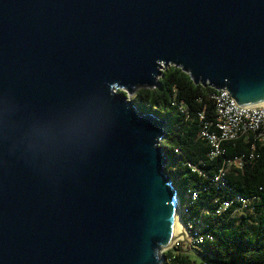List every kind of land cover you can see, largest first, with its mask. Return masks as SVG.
I'll return each mask as SVG.
<instances>
[{"label": "water", "instance_id": "1", "mask_svg": "<svg viewBox=\"0 0 264 264\" xmlns=\"http://www.w3.org/2000/svg\"><path fill=\"white\" fill-rule=\"evenodd\" d=\"M170 63L263 100L264 0H0V264H161L167 121L117 89Z\"/></svg>", "mask_w": 264, "mask_h": 264}, {"label": "trees", "instance_id": "2", "mask_svg": "<svg viewBox=\"0 0 264 264\" xmlns=\"http://www.w3.org/2000/svg\"><path fill=\"white\" fill-rule=\"evenodd\" d=\"M120 90L126 98L128 92L133 93L131 105L167 121L161 140L169 159L165 169L182 204L188 189L198 192L189 216L199 217L206 225L200 251L176 247L164 253L162 264H264V145L251 136L240 137L225 141L224 152L211 156V146L200 132L205 122L213 123L216 118L210 97L214 88L196 83L181 66H165L153 86ZM239 158L244 159L243 167L232 165L226 174L227 188L218 190L212 178L227 160ZM236 194L249 199L248 207L234 202L219 212L222 202ZM237 211H242L239 217Z\"/></svg>", "mask_w": 264, "mask_h": 264}, {"label": "built area", "instance_id": "3", "mask_svg": "<svg viewBox=\"0 0 264 264\" xmlns=\"http://www.w3.org/2000/svg\"><path fill=\"white\" fill-rule=\"evenodd\" d=\"M210 97L215 103L216 118L213 123H204L200 137L209 142L211 156L215 157L224 152L222 145L225 141L240 137L251 136L255 143L264 145V105H242L231 95L228 88H214ZM200 118L205 119L204 113H200ZM211 125L214 126L213 131L210 130ZM250 157L252 158L253 154ZM243 164L244 159L242 158L227 160L226 164L212 178L216 188L218 190L227 188L226 174L228 169L232 165L236 168H242ZM197 198L198 192L188 189L183 204L182 201L179 204V215L183 218L188 242L182 243L180 239H177L173 242L175 248L181 247L184 250L200 251L201 244L204 242L203 229L206 226L205 223L197 216H189L191 206ZM234 202L241 203V206L245 208L250 204L249 199L236 194L232 199L224 200L218 211H225ZM184 216L187 218L185 219Z\"/></svg>", "mask_w": 264, "mask_h": 264}, {"label": "bare ground", "instance_id": "4", "mask_svg": "<svg viewBox=\"0 0 264 264\" xmlns=\"http://www.w3.org/2000/svg\"><path fill=\"white\" fill-rule=\"evenodd\" d=\"M120 89H117V91H119ZM251 105H264V99L261 101H258L256 103H253ZM187 233L184 227V224L181 220V217L179 215V208L178 205L176 204V209H175V219H174V230H173V235H172V239L169 243V246L176 241L177 239H181V238H186Z\"/></svg>", "mask_w": 264, "mask_h": 264}, {"label": "rangeland", "instance_id": "5", "mask_svg": "<svg viewBox=\"0 0 264 264\" xmlns=\"http://www.w3.org/2000/svg\"><path fill=\"white\" fill-rule=\"evenodd\" d=\"M165 67V65L162 67V68H164ZM163 70V69H162ZM120 92L122 91V90H119ZM118 91V92H119ZM128 98H127V100L128 101H131V98H132V96H133V93L132 92H128ZM174 163V162H173ZM241 213H242V211H237L236 212V214H235V216H240L241 215ZM180 241H181V239H180ZM172 249H175V247L173 246V243L169 246H167V247H165L164 249H162L161 250V259L163 260L162 262H161V264L165 261V259H166V257H165V255H164V253L166 252V251H168V250H172ZM193 255H194V253H192Z\"/></svg>", "mask_w": 264, "mask_h": 264}]
</instances>
